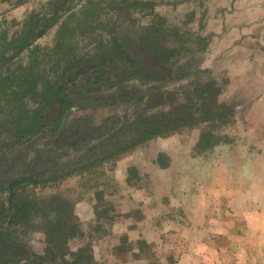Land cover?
Returning <instances> with one entry per match:
<instances>
[{"label":"rangeland","instance_id":"1","mask_svg":"<svg viewBox=\"0 0 264 264\" xmlns=\"http://www.w3.org/2000/svg\"><path fill=\"white\" fill-rule=\"evenodd\" d=\"M18 1L11 0V3ZM21 1L22 5L18 7L19 9L15 8L16 11L12 12L15 10L13 9L10 13L0 16L1 51L5 50L4 36L6 35L8 40L15 38L21 29V23L32 12L50 19L55 11L54 8H58L56 11L60 15V23L70 21L72 25L70 27L75 29L73 36H70L67 41L79 57L84 54L91 55L97 49L108 46L109 32L114 29L120 31L119 29L123 27L128 28L134 25L143 28L151 21L155 24L161 23L159 19L163 18L167 22V28L177 34L169 37V43L166 41L162 44L164 50L161 51L163 54L161 57L156 52L152 56V52H146L145 47L140 43H133L124 36L121 38L128 42V48H130H126V55L132 56L135 60L149 62L151 70L154 67L162 78H166L154 91L175 92L176 94L170 98L176 102L181 94L178 91L195 95L199 92L197 86L210 81L215 74L218 75L222 85L229 86L226 88L227 91L218 98L210 99L211 103H215L216 100L218 111L206 112L196 121L189 119L185 121V125L177 126L176 124V128L169 127L162 131L160 138L129 151L126 159L123 155L116 160L100 163L83 174L80 179H69L62 186L57 185L55 181V185L49 186L48 189L33 186L21 191L17 195L18 208L27 202L32 204L35 201L38 205L35 206L36 210L29 223L30 233L25 235V232L17 227L14 232L13 229L9 231L12 234L10 239L20 241L17 243H25L33 257L42 258L37 264H171L169 259L173 254L163 252L165 240L157 241L158 244H162V247L141 240L128 242L126 228L135 226L140 219L143 221L142 212L136 214V205L139 207V202L130 197L128 200L130 207L123 204L127 198L125 195L128 189H140L145 185L148 196L159 198L163 195L161 199L164 201L167 198L166 193L170 191L165 188V184L168 187V182L188 180L193 183V191L196 195L200 194L203 198L213 197L214 201H217L214 198L216 192L211 191V188L219 187L221 191L219 193L222 196L216 203L220 206L222 214L238 213V207L230 204V198L233 197L235 198L232 202L240 198L250 201L241 210L263 207L264 202L254 205V201L264 199V174L261 172L254 174L250 170L249 174L245 173L246 166L242 164L243 160L235 158L233 160L234 149L231 150L230 147L232 145L235 150L242 152L249 149L256 150L252 165L264 163L262 149L264 148V125L263 123L255 124L258 122L254 121V116L251 114L252 104L264 90V47L260 45V38L252 36L254 40L248 41V34L242 35L240 31L233 30L240 21L233 15L239 6L238 3L235 4L236 9H234L232 0H139L156 3L154 10L158 16H146L148 7L130 8L124 11L127 8L126 1L136 0ZM256 4L264 6V0ZM5 6L9 5L0 0V11ZM131 17L135 19L133 24L126 20ZM122 21L123 23L120 24ZM240 22L244 23L243 19ZM56 28L50 29L34 44L35 46L23 52L9 64L13 72L12 77H25L22 90L15 88L17 85L15 84L10 86L13 91L15 93L17 90L24 92V89H32V91L26 96L17 93L15 95L6 93L7 95L4 96L0 93V122L4 123L0 125V140H11L12 136H15L14 126L24 122V119L30 116L37 106L36 103L31 102V96L34 92L40 93L48 81H53L57 73L54 71L58 66L66 63V58L62 59L60 55L63 56L65 52L64 29L61 33L63 39L59 40L61 46L54 49V54L50 51L61 29L55 34ZM163 38L168 39L166 36ZM32 55L36 57L33 58ZM119 60L118 56L114 57L107 65L99 69L109 71L111 77L120 76L126 71L122 69V63ZM169 72L171 77L168 78ZM230 72L232 78L228 84L227 77ZM141 74L143 73H137L123 82L122 87L147 94L150 87L157 83L147 80ZM174 77L179 81L174 82L172 80ZM246 90L249 91L246 92ZM18 98L21 103L17 102ZM90 102L96 104L94 99ZM126 105L116 104L115 107L123 110L126 109ZM199 112L203 113L202 110L193 112L196 113V118L200 115ZM5 125L12 126L14 130L4 133ZM245 135L247 138L243 141ZM257 136L261 137V141L255 142ZM249 139L251 141H248ZM157 160L159 164L162 162L166 169L172 167L171 173L174 171L181 173V177L171 175L169 170L160 172ZM117 161L118 164H115ZM226 162L229 164L225 166ZM131 164L134 165L137 173L130 182H126L125 186L122 182L130 176L127 169ZM233 164L245 169L234 171ZM256 168L260 169V166ZM155 173L160 174L156 176ZM249 177L255 181L254 185L251 181L248 182ZM196 185L202 187V191L196 192ZM4 197L1 192L0 203L5 201ZM55 197L63 199L69 206L67 209L73 210V216L64 218L67 225L64 235L62 233L56 235L58 230L55 225H60L59 223H52L40 217L42 215L50 219V214L54 211ZM213 199L209 204L206 203L207 209L216 207ZM258 213L262 214L260 210ZM243 224L245 222L237 224L240 226H237V229L245 230ZM256 224L257 217L251 219L249 225L255 227ZM15 263L0 261V264Z\"/></svg>","mask_w":264,"mask_h":264},{"label":"flooded vegetation","instance_id":"2","mask_svg":"<svg viewBox=\"0 0 264 264\" xmlns=\"http://www.w3.org/2000/svg\"><path fill=\"white\" fill-rule=\"evenodd\" d=\"M18 7L19 6L12 7L6 10V13L3 15ZM162 34L164 35L165 33ZM166 41L169 43L170 39L164 40L162 44ZM162 44L161 47L163 48ZM157 46L159 48L152 47V49H149V47L145 45V51L152 52V56H154L156 52V54H160L161 57L163 55L161 54L162 48L160 44H157ZM148 56L151 59L150 55ZM83 62L85 61H82V63ZM94 73L95 74L88 73L83 75V86H85L84 84L87 80L92 82L96 81L95 79L99 77V73L97 71ZM132 73V75L128 76V79L121 83L119 82L117 87L102 86V83H100V85L97 83V86H88L85 88L82 86V89L78 90V94H80L78 97L79 100H77L74 105V107L77 108H74L75 111L71 113L65 123L64 129L67 130V133L63 132L60 136L57 135L54 138L51 132L55 126L51 124L48 132L38 138L35 137L31 140L26 139L24 145H14L11 143V141H13L12 139L0 140V173L8 174L10 171L20 172L22 169L28 168L30 163H33L34 172L49 174L56 171L55 169L63 168L69 160L76 161L77 159L91 157V161L88 164L90 165L98 159L109 157V155H111L110 158H106L98 164L116 160L119 156L123 155L126 156H123V158L126 159L129 154L128 152L133 151L137 146L145 145L156 138H160V135H155L150 140L139 143L144 132L149 130V126L145 120H143L144 117L149 119L152 124L157 125L163 131L169 127H175L176 124L177 126L185 125V121H189V119L196 121V119L203 116L206 112L213 113L218 111L216 100L215 103H211L210 99L212 97L218 98L227 91L226 88H229V86L222 85L218 80V75L215 74L212 75L210 81L204 82L202 86L201 84L197 86L199 92L195 95L194 93L189 95L188 93H184V91H178L181 94L179 93L180 97L177 98L175 102L170 98L172 95L176 94L175 92L154 91L159 83L166 80V78L160 76L158 71H156L151 79V81H155L157 84H153L149 91L146 89L148 92L147 94H143L141 91L135 89L122 87L123 82L137 74L136 71ZM170 75L171 73L169 72L167 77H171ZM102 77L109 78V81L114 80L111 76L103 75ZM231 78L232 73L230 72L227 77L228 84H230ZM172 80L174 82L179 81L175 77L172 78ZM211 83L213 85H210ZM247 91L249 90H246V92ZM93 99L96 101V104L90 102L93 101ZM78 104L79 106H77ZM116 104H127V107L126 109L120 110V108L115 107ZM196 110L203 111V113H198L200 115L197 118L196 113H193ZM79 113L81 114L77 115ZM52 138L55 139V141H53ZM133 143L137 144L132 145ZM40 145H42V147L38 148ZM16 161H19L18 164H16ZM115 164H118V161ZM157 164H159L158 160ZM97 165L89 166L84 170H81L83 168L80 170L77 169L72 172L69 177L64 176L63 178H58L56 179L57 185L61 184L62 186L67 183L69 179H80L83 174ZM159 166L162 168L165 167L162 162ZM131 171L135 172L134 176L133 174L131 175ZM127 172L130 173L131 177H126V180L130 182L132 177L136 176L137 170L134 168V165L131 164ZM54 182L55 181L38 183L36 185H22L18 189L12 186L13 194L11 203L9 202L10 190L8 189V192L0 191V193L3 192L5 196V201L0 203V221L2 217L8 214V211L10 214H14L17 195L21 191L27 187L33 186L48 189L50 188L49 186L55 185ZM55 201L53 205L54 211L50 214V219L43 217L41 214L40 217L52 223H59L60 225H55L58 230L56 235L61 233L64 235L67 231L64 218L68 219V217L73 216V210L72 208L67 209L69 206L63 199L55 197ZM37 205L38 204H35V206ZM35 210L36 209L31 208L30 202H27V204L19 207L18 215H20V223H6L4 220V222L0 223V261H13L17 264H37L41 261L42 258H35L32 256V252L25 243H17L20 241L10 239L12 234L11 232L9 233L10 230L13 229L14 232L15 228L20 227L25 232V235H28L30 233L29 223L31 222ZM12 220L13 219H11V221Z\"/></svg>","mask_w":264,"mask_h":264},{"label":"trees","instance_id":"3","mask_svg":"<svg viewBox=\"0 0 264 264\" xmlns=\"http://www.w3.org/2000/svg\"><path fill=\"white\" fill-rule=\"evenodd\" d=\"M1 2L7 3L9 6H5V8L0 11V16L6 13V10L11 9L12 7L22 5L21 0L15 2L14 4L11 3V0H1ZM155 4L156 3L153 1H126L125 6L127 8H125L124 11H127V9L130 8L137 9L142 7H148L149 11L148 13H145L146 16H158L154 10ZM90 6H92V4ZM57 9L58 8H54L55 11L53 12V15L52 17H50V19L44 18L39 13H30L21 23V29L15 38L13 37L8 40L6 35L3 38L5 50H0V93H2L4 96L7 95L6 93H11V95H15L17 93L18 95L21 94L26 96L32 91V89H24V92H18V90H20L24 86L25 77H12L11 75L13 72L9 68L10 63L15 61V59L18 58L23 52L35 46L34 44L41 38H43L50 29H53V27H57L55 34L59 31L60 28L61 29L58 32V38L56 37V42L54 46L50 49L51 53L54 54V49L56 50L61 46L59 40L63 39L61 37L63 29L64 41L66 42V45L63 44L65 45V52L63 53V56L62 54H60L62 59L63 57L66 58V63L62 62V66H58L57 70L54 71L57 72L55 74L54 80L48 81L45 84L44 88L40 90V93L34 92L30 100L32 103H36L37 106L32 110L30 116H27L24 119V122L18 123L19 126H14L15 136H12L13 141H11V143L17 146L24 145L26 143V139L31 140L35 137L38 138L41 135L45 134L46 132H48L50 128L49 126L51 124L55 126L53 131H50L51 135H54V138L57 135L60 136L63 132L67 133V130L64 129L65 123L71 113L75 111L74 108H77L74 107V105L77 100H79L78 97L80 96V94H78V90L82 89V83L84 78L83 75H86L88 73L95 74L94 72L96 71L99 73V77L95 79V82L87 80L83 88L88 86H97V83L99 85L100 83H102V86L105 85L106 87H117L119 85V82L121 83L122 81L128 79V76L132 75V72L134 71H136V73L138 74L143 73L141 75L144 78L146 77L147 80L151 81V79L156 73V70L154 69V67H152V70L150 69L151 64L149 62H145L141 59L135 60L132 56L126 55V48H130H128V42L126 40H121L123 36L126 37L128 40H132L133 43H140L143 47H145L146 45V47L152 49V47L159 48L157 44H160L161 47L162 42L164 41V39H166H162L163 36L169 38L171 36H176L177 34V32L171 31L167 28V22L165 19L160 18L159 20L161 23L155 24L151 21L148 25L143 28L139 27V25H134L128 28L123 27L119 29L120 31L114 29L113 31L109 32L108 46H104L101 49H97L95 52L91 53V55L84 54L79 57L77 54H75L74 48H72L69 42L67 41L70 36H73L75 29L70 27L72 26L70 25V21H67L68 23H60L61 18L58 14V11H56ZM119 10L117 11L119 12ZM67 11H69V9H67ZM120 16L122 17L121 14ZM126 20L131 22V24L135 23V19L133 20L132 17ZM122 23L123 21L120 24ZM162 33L165 34L163 35ZM35 49L38 48L35 47ZM162 50H164V48H162L161 51ZM6 51L7 53H5ZM117 56L120 59L119 61L122 63V69L126 72L115 78L113 77L114 80L109 81V78L102 77L103 75L110 77L109 71L105 72L104 70H99V68H103V66L107 65L112 60V58ZM31 57L34 58L36 56L32 55ZM82 61L85 62L82 63ZM91 61H95V64ZM28 70H30V67H28ZM12 85H15V88L18 89H16V93L13 91V88L10 87ZM210 85L213 84L211 83ZM17 102L21 103L20 98H18ZM77 106H79V104ZM143 120H145V122L149 126V130H146L144 132L143 137L141 138V141L139 143L146 142L153 138L155 135L162 134L163 130L160 129L157 125L152 124L149 119H146L144 117ZM0 125H4V123L0 122ZM5 126L6 129H4V133L10 132V130H14L10 125ZM53 141H55V139H53ZM134 144L137 143H133L132 145ZM42 145L38 146V148H41ZM110 156L111 155H109V157H103L101 159H98L90 165L88 164L91 161V157L77 159L76 161L69 160V162H67L63 168L55 169L56 171H53L49 174H46L44 172H34L33 163H30L28 168L22 169L20 172L10 171L8 174L0 173V191L8 192V189L10 190L13 184L14 187L18 189L22 185H36L38 183H48L50 181H56V179L58 178H63L64 176L69 177L71 173L75 170H80L81 168H83L81 170H84L89 166H95L102 160L110 158ZM18 162L19 161H16V164H18ZM132 174L134 176L135 172L131 171V175ZM9 192L10 195L13 194V191ZM34 207L35 201L31 204V208L35 209ZM18 211V206H14V214H10V212L8 211V214L2 217L0 223L4 221L6 223H20L21 220L20 215H18ZM11 219L13 220L11 221Z\"/></svg>","mask_w":264,"mask_h":264},{"label":"crops","instance_id":"4","mask_svg":"<svg viewBox=\"0 0 264 264\" xmlns=\"http://www.w3.org/2000/svg\"><path fill=\"white\" fill-rule=\"evenodd\" d=\"M231 2L234 3L232 5L234 9H236L235 4H239L234 11L235 14L232 10L230 11L231 14L233 12L238 20L243 19L244 22L239 21L238 25L233 27V30L240 31L242 35L248 34V41L249 39L254 40L252 36L260 38V45L264 47V6L256 4L261 0H232ZM251 114L254 116V121L258 122L255 124L263 123L262 125H264V122H261V120H264V90L252 104ZM244 138H247V136L243 137V141H245ZM256 140L261 141V137L257 136L255 142ZM248 141H251V139ZM230 147L231 150L234 149L232 159L243 160L242 164L246 166L245 173L249 174L251 171L254 174L257 172L264 174V163L258 161L261 165H252L256 150L251 151L249 149L242 152L235 150L232 145ZM262 149L264 151V148ZM228 162L225 163V166L229 164ZM235 164L232 165L235 166L233 167L234 171L235 169H245ZM256 166H260V169H257ZM166 168V166L164 168L159 166L158 170L160 172L169 170L171 175L174 174L177 178L181 177V173H177V171L171 173L170 169L172 167ZM152 172L155 171L152 170ZM237 173H240V171H237ZM159 174L155 173L156 176ZM125 180L123 179L122 184L126 186L127 181ZM247 180L248 182L251 181L253 185L255 184L251 177ZM167 184L168 187L165 184V188L170 191L166 193L167 198L164 201L161 199L163 195H160L159 198L148 196L145 185L140 189L127 190L124 206L130 207V201L128 200L131 197L140 203L139 207L136 205V214L140 211L143 214V221L140 219V222L136 223L135 226L126 228L125 233L128 242L141 240L162 247V244H158L157 241L165 240L163 252L173 254L172 258L170 256L169 259L171 264H264V199H262L263 201H254V205L258 202L263 203V207L257 208L262 212L260 214L257 209L241 210L250 203L249 200L245 201L244 198H240L232 202L235 197L230 198V204L238 207V213L228 215L222 214L220 206L217 205L218 199L222 196L219 193L221 192L219 187L213 186L211 188V191L216 192L214 198L217 201H214L213 197L203 198L200 197V194L196 195L193 191V183L188 180H183V182L177 180ZM197 186L195 187L196 192L202 191V187ZM212 199L216 207L207 209V204ZM127 212L129 211L127 210ZM256 217V226H250L251 219ZM244 222L243 226L246 229L238 230L237 228L240 226L237 224Z\"/></svg>","mask_w":264,"mask_h":264},{"label":"water","instance_id":"5","mask_svg":"<svg viewBox=\"0 0 264 264\" xmlns=\"http://www.w3.org/2000/svg\"><path fill=\"white\" fill-rule=\"evenodd\" d=\"M15 184H17V183H15ZM12 186H14V184ZM10 191L11 192L13 191V187H11ZM11 197H12V195H10V200H9L10 203H11Z\"/></svg>","mask_w":264,"mask_h":264}]
</instances>
